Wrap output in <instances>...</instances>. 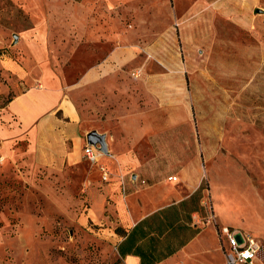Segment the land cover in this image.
Wrapping results in <instances>:
<instances>
[{
  "label": "rangeland",
  "instance_id": "374dc122",
  "mask_svg": "<svg viewBox=\"0 0 264 264\" xmlns=\"http://www.w3.org/2000/svg\"><path fill=\"white\" fill-rule=\"evenodd\" d=\"M126 50L122 73L187 76L194 123L147 140L156 188L134 193L116 179L102 182L83 149L96 131L79 126V138L71 139L69 118L57 111L62 141L50 140L53 161L25 157V138L13 142L12 158L0 150V264H125L121 214L139 217L162 195L158 206L169 204L183 189L167 178L200 152L203 190L185 209L201 201L197 223L210 249L162 264H223L220 217L262 239L256 226L264 223V0H0V109L45 79L60 83L81 114L83 68ZM51 126L45 134L55 131ZM100 163L113 177L120 166L137 168L108 156Z\"/></svg>",
  "mask_w": 264,
  "mask_h": 264
},
{
  "label": "crops",
  "instance_id": "0c3cea01",
  "mask_svg": "<svg viewBox=\"0 0 264 264\" xmlns=\"http://www.w3.org/2000/svg\"><path fill=\"white\" fill-rule=\"evenodd\" d=\"M130 53L129 50L123 51V53L113 51L103 61L99 60L97 63H92L83 68L81 75V114H79L76 102L69 97V94H65L61 84L52 80L43 79L42 86L31 85L22 93L13 96L6 107L0 109V150L2 155L5 158L15 156L16 152L11 151L13 142L25 138L28 140L24 151L25 157H31L33 161L41 165H47L43 161H49V159L53 161L50 150L54 151L56 148L54 145L62 141H58L61 134L57 130L63 128L60 122H56L60 120H57L58 118L53 115L57 111H63L70 121L68 124L71 125L72 131L68 136L71 139L79 138V126L83 130H89L87 133L96 131L100 135L107 136L108 154L101 155L97 163L92 165L98 167L101 180L103 172L100 170V159L102 157L108 156L111 160L118 162L129 161L131 166L137 167L136 171L130 170L129 172L125 167L120 166L116 177H113L108 171V180H102V182L111 183L116 179L114 185H117L121 190L128 188L134 193L138 190L155 189L157 184L154 181H149L151 177L156 176L148 167L147 162L151 160L152 156L146 149L147 140L154 137L155 133L165 134L179 126L193 124V107L189 99L186 75L146 71L142 72L140 76L133 77L132 74L130 76L127 73H122V66L126 63V59H129ZM126 54L128 57L123 60L122 55ZM13 68L14 72L24 73L19 65H13ZM49 124L52 125L50 128L55 129V131L45 134ZM50 140L54 145H49ZM86 144L87 141L85 140L83 147ZM61 151L67 152L65 148H62ZM185 155L186 153L183 157L178 156L175 159H185ZM200 156L201 152L198 155L193 154L191 157H186L188 165L183 167L177 176L167 178L168 181H173L169 178L176 177L177 179L173 183L179 180L182 183L183 191L181 192L187 193V195L176 191L174 199L171 198L169 204L160 207L158 205L165 199V196L162 195L161 198L154 199L152 205L149 206L150 210L147 211L148 205L142 206L143 212H140L139 217L136 218L132 215L127 216L126 213L121 214L123 216L121 225L125 227L126 231H130L139 222L177 206L176 209L171 210L173 214L169 215L179 218L180 222L185 223L189 228L187 231L192 230L194 233L186 245L157 264L210 249L207 247L197 223L198 216L196 213L201 207V201L196 207L189 210L185 209L186 206L184 208L179 206L180 203L188 200L201 188L202 178L199 168H197ZM61 158L67 157L62 156ZM48 166L51 167L52 165ZM183 214L184 217H182ZM220 221L223 223L221 226L232 228V224L222 220L221 217ZM242 227L245 229L240 231L244 230L243 232L250 233L255 237L252 227ZM256 227L257 232L259 231V235L262 237V239L256 237L262 242V249L256 264H264V223L259 222ZM218 245L223 264H225L220 243ZM198 247L200 248L199 251H195V248ZM124 263L141 264V259L137 255L127 254L124 257Z\"/></svg>",
  "mask_w": 264,
  "mask_h": 264
},
{
  "label": "trees",
  "instance_id": "16d2710c",
  "mask_svg": "<svg viewBox=\"0 0 264 264\" xmlns=\"http://www.w3.org/2000/svg\"><path fill=\"white\" fill-rule=\"evenodd\" d=\"M202 190L201 187L188 200L180 203L179 206L184 208L194 203V199L200 197ZM176 208L177 206H173L170 209L161 211L139 222L130 231L122 230L123 240L118 245L120 256L124 258L127 254H133L140 257L141 264H157L186 245L194 232L185 238L180 235L182 231H187L189 228L185 223H181L179 218L169 215L168 212Z\"/></svg>",
  "mask_w": 264,
  "mask_h": 264
},
{
  "label": "built area",
  "instance_id": "2783aa9c",
  "mask_svg": "<svg viewBox=\"0 0 264 264\" xmlns=\"http://www.w3.org/2000/svg\"><path fill=\"white\" fill-rule=\"evenodd\" d=\"M103 155L99 149L86 144L84 156L92 165L97 163L98 158ZM103 172L102 180L107 181L109 173L104 167H100ZM175 181L176 177H170ZM217 238L222 248L225 264H256L258 255L262 249L260 239L250 233L235 230L227 226H221L217 232Z\"/></svg>",
  "mask_w": 264,
  "mask_h": 264
},
{
  "label": "water",
  "instance_id": "95a60500",
  "mask_svg": "<svg viewBox=\"0 0 264 264\" xmlns=\"http://www.w3.org/2000/svg\"><path fill=\"white\" fill-rule=\"evenodd\" d=\"M87 144L99 149L102 154H108L107 142L105 135H100L96 132H90L86 136Z\"/></svg>",
  "mask_w": 264,
  "mask_h": 264
}]
</instances>
